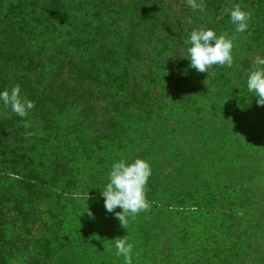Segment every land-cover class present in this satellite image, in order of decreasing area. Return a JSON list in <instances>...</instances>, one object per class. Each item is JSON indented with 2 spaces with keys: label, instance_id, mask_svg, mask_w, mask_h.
Returning a JSON list of instances; mask_svg holds the SVG:
<instances>
[{
  "label": "trees",
  "instance_id": "1",
  "mask_svg": "<svg viewBox=\"0 0 264 264\" xmlns=\"http://www.w3.org/2000/svg\"><path fill=\"white\" fill-rule=\"evenodd\" d=\"M203 2L0 0V90L34 102L25 117L0 104V264H56L70 206L101 193L114 161L140 158L167 116L193 29L220 35L239 4L248 28L231 40L261 23L264 48V0Z\"/></svg>",
  "mask_w": 264,
  "mask_h": 264
},
{
  "label": "rangeland",
  "instance_id": "2",
  "mask_svg": "<svg viewBox=\"0 0 264 264\" xmlns=\"http://www.w3.org/2000/svg\"><path fill=\"white\" fill-rule=\"evenodd\" d=\"M262 25L233 41L231 67L214 64L202 73L173 62L181 80L169 84L171 108L140 156L152 170L150 207L129 217L126 229L89 190L67 211L56 264H124L109 240L125 235L132 264H264V106L252 105L246 87L249 71L264 67L256 35ZM231 27L221 34L231 38ZM185 79L191 86L181 92Z\"/></svg>",
  "mask_w": 264,
  "mask_h": 264
},
{
  "label": "clouds",
  "instance_id": "3",
  "mask_svg": "<svg viewBox=\"0 0 264 264\" xmlns=\"http://www.w3.org/2000/svg\"><path fill=\"white\" fill-rule=\"evenodd\" d=\"M193 9L204 11L203 0H186ZM250 13L240 7L233 6L229 11L230 21L236 26L237 32H245L248 28L247 19ZM187 55L182 57L190 62V67L198 72H207L214 64L231 67L233 64V41L225 34L217 35L212 28L193 29L184 41ZM264 65V59L260 60ZM246 87L255 96L257 105L264 106V67H254L249 71ZM0 104L10 107L11 111L20 117L28 115L34 108V102L22 96L19 85L10 89L0 90ZM152 174L150 163L143 158L128 161L124 158L114 161L107 174V183L101 189L104 198V208L114 213L121 225L127 229L129 217L150 207L146 199L145 186ZM10 175H14L10 173ZM119 207L121 211H114ZM89 211V210H88ZM89 215L92 213L89 211ZM111 248L118 257H123L124 264H132L133 244L127 235L109 240ZM110 250V248H105Z\"/></svg>",
  "mask_w": 264,
  "mask_h": 264
}]
</instances>
